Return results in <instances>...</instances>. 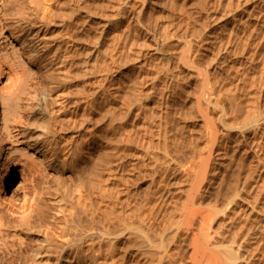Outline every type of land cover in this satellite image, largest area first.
<instances>
[{
  "label": "rangeland",
  "instance_id": "obj_1",
  "mask_svg": "<svg viewBox=\"0 0 264 264\" xmlns=\"http://www.w3.org/2000/svg\"><path fill=\"white\" fill-rule=\"evenodd\" d=\"M137 1L85 0L82 21L73 27H35L44 37L37 45L41 49L46 35L54 33L55 38V34L68 31L69 35H64L65 41L57 34L59 39L42 59L31 60L24 54L25 85L45 76L49 87H56L52 96L69 108L64 113L53 112L54 116L62 113L59 122L51 120L50 126L44 127L49 145L46 154L53 166L48 168L38 161L35 170L15 172L5 190L8 199L1 204L6 226L0 230V264H28L22 260L28 244L36 253L42 251L47 227H29L30 222L44 216L54 219L59 227L74 217L86 228H97L96 239L81 245L85 251L92 243L91 251L96 252L90 256V251L83 252L87 254L82 256L85 264H134L137 260L135 264H171L179 257L180 262H186L192 238L202 227L200 216L182 224L179 234L173 235L176 239H172L174 233L166 236H172V241H164V251L153 259L138 255L136 244L130 248L139 241L135 225L143 222L142 227H149L153 221L146 230L153 232L155 223L154 229L161 231L189 195L199 212L220 209L217 216L211 212L205 223L209 236H214L210 246H218L225 235L224 215L220 213L223 196L237 183L238 171L250 159L255 171L247 186L264 189V0H204L206 4L202 0H182L185 4L181 0H142L144 5ZM199 4L208 5V12L200 11L203 7ZM27 5L22 0H0V30L9 48L16 45L9 24L12 20L19 23V15L13 13L22 12L25 6L29 12ZM186 6L187 16L183 11ZM70 31L73 36L79 31L80 41L74 40ZM173 31L182 34H171ZM184 55L189 58L185 60ZM215 56H224V68L207 70ZM66 72L72 77L66 74V78ZM73 74L80 78L74 79ZM200 75L206 76L209 84L204 85ZM203 85L215 87L210 105L205 102ZM94 99L95 126L89 120ZM238 102L253 103L257 118L240 129L228 128L220 116L225 112L226 123H232ZM75 106H80V113ZM94 128L96 149L90 139ZM242 129L249 130L247 139ZM210 130L212 137L208 136ZM194 162H201V166L193 167ZM62 187L66 198L60 195ZM91 189H97V195L91 194ZM25 197L35 198L36 205L32 217L22 218L19 207ZM49 203L54 208L48 207ZM41 256L36 254L29 264L39 263Z\"/></svg>",
  "mask_w": 264,
  "mask_h": 264
},
{
  "label": "bare ground",
  "instance_id": "obj_2",
  "mask_svg": "<svg viewBox=\"0 0 264 264\" xmlns=\"http://www.w3.org/2000/svg\"><path fill=\"white\" fill-rule=\"evenodd\" d=\"M22 1L24 4H26V5L28 4L27 7H29L28 10L30 9L29 12L24 10L26 7L25 6L22 12L17 11L15 13H13L14 15H16V14L19 15V23L14 24V22L12 20L11 24H9L10 32L13 36L14 41L16 42V45L14 44L10 48L7 47L5 42H3L4 38L2 37L3 35H2L1 30H0V230H2L6 226L5 222H4V215H3V212L1 209V204L3 203L4 200L8 199L6 197L5 190L10 185L11 178L13 177L15 172H18V175H19V174H21V172L24 173V172H27V170H29V169H33L34 166L38 167V165H39L38 161L41 164H44L48 168L53 166V165L51 166V162H50L52 160H49L51 158H49L46 154V151L49 150V145L47 146V140L45 139L47 137L46 136L47 134L44 135V133H45L44 127L51 120L55 124H57L59 122L60 115H62V113H64L67 110V108H69L66 104H64L63 101L60 102V104H59L57 102V98L55 99L52 96V93H54L53 90L56 87L54 86L55 87V88L53 87L54 89L49 87L50 81L48 78H45V76H43L40 79V81L33 82L28 87H26L27 85H25L26 84L25 80H26V71L27 70L25 69L26 67L24 68V66L26 65V64H24L26 62L24 54H27L28 58L31 60H37V59L39 60V58L42 59L45 56V54L50 50V48L53 47V45L55 44V40H56V38H58L57 36H60V37L63 36V38H64V35L69 33V31H68L64 35L63 34L60 35L59 33H57V31H55L57 34H59V35L55 34V38H52V35H54V33L52 35H49V34L46 35V37H45L46 41L43 39L45 41L44 42L45 45L41 49V47H37V45L40 44L39 41L43 36L41 37L39 30L38 29L36 30L35 27H38V28L42 27V28H49V29L52 26L55 28L58 26H63L65 28H66V26L71 27L70 25L74 24L75 22L79 21L78 23H80L82 21V20H80V16H81L83 10L85 9V6H84L85 0L84 1L83 0H22ZM138 1H137V3H138ZM140 1L142 3V0H140ZM171 1H173V0H171ZM176 1H179V0H176ZM203 1L204 0H202V2ZM143 2H145V1H143ZM173 2H175V1H173ZM184 2L185 1H182L181 3L185 4L186 2L185 3ZM172 4L174 5V3H172ZM183 4H180V5L182 6ZM190 4H188V6ZM204 4H206V2ZM178 6H179V4H178ZM188 6H186V8H187L186 10H183V11H185V16H187L186 13H188L187 12ZM200 6L203 7L202 4ZM205 6L200 11L204 12V10H205L207 13L208 12L207 10L209 8L207 7L208 5H205ZM173 7L175 8L177 6H173ZM182 8H183V6H182ZM182 8L179 9V11L183 13ZM184 8H185V5H184ZM89 12H91V13H89L91 15L92 11H89ZM12 18H14V17H12ZM78 23H76V24H78ZM76 24H75V26H76ZM75 26H74L75 29L74 28H72V29H74L76 31L77 26L76 27ZM80 26L82 27V25H80ZM178 26H180V25H178ZM72 27H73V25H72ZM65 28H63V29H65ZM63 29H60V30H63ZM178 29H180V28H178ZM23 30H25V32L21 33V31H23ZM60 30L58 32L61 33ZM67 30H70V29L67 28ZM75 31H74V34L78 35L79 31L77 32L78 34L75 33ZM175 31H173L171 34H174ZM183 31L187 32L186 28L183 29ZM72 32L70 31L71 35H72ZM45 33H46V31H45ZM177 34L180 35L182 33L177 32ZM183 34H185V33H183ZM43 35L45 36V34H43ZM71 35H70V37H71ZM76 35H74L75 39L73 38L74 36L72 35L73 37L70 38L71 39L70 41H73L72 39L80 41L81 35L79 34L80 38L77 36L78 37L77 39H76ZM167 36L171 37L170 35H167ZM66 37H67V35H66ZM169 37H167L166 40ZM65 38L62 40H65ZM68 38H69V36H68ZM68 38H67V40H68ZM180 38H178V39L180 40ZM61 42L63 43V41H61ZM61 42H59V43L61 44ZM71 43L72 42H70V44ZM62 46L63 45L61 44V47ZM64 46H66V44ZM61 47H60V50H61ZM75 47H76V45H75ZM75 47H74V49H76ZM55 48H57V46ZM58 48H59V46H58ZM66 48H64V49H66ZM56 50H54V48H53L52 51L55 52ZM66 50H65V52L69 51V50H67V51ZM59 52L60 51H58V53ZM78 52H80V51H78ZM78 52H76V53H78ZM66 54H68V53H66ZM78 54H77V56H78ZM61 55H62V53L60 54V56ZM217 56H215L216 57L215 59L212 58V59H214V61L211 60L212 62H210V64L208 63L209 65L206 66L207 70L209 69V70L215 71L218 69L222 70L224 68L223 59H225V58H222L224 56H222V57L219 56L220 58H218ZM66 57H68V55H66L65 58ZM183 57L185 59V58H187V55L182 56V58ZM187 59H185V60H187ZM66 60H65V62H67ZM27 61H29V60H27ZM37 66H38V63H37ZM64 67H65V65H64ZM197 73H199V72H197ZM66 74H67V72L64 74L65 77L69 74V72L67 75ZM73 75L75 76L74 79L75 78L77 79L79 77L78 74H73ZM48 76H46V77H48ZM69 76H71V75L69 74ZM71 77H69V78H71ZM50 78L52 80V77H50ZM203 78H204V76L203 77L201 76L200 80ZM53 79H54V77H53ZM204 79H205V81L204 80H201V81H202V83L204 81L203 84L206 85V83H208V82H206L207 81L206 76ZM67 82H68V80L64 78L63 84L66 85ZM73 82L74 81H72V83ZM51 84H52V82H51ZM214 89H215V87L213 88L212 86H204L202 89V93L205 95V102L209 105H210V103H213L211 98L214 94V91H213ZM61 92L64 95V92L62 90H61ZM61 92H60V94H61ZM77 92H79V91H77ZM61 99L64 100L63 98H61ZM55 106L57 108H56V110H53V108ZM96 106H97V103L94 99L92 102L91 116L89 118L92 125H94V126L96 124L95 122L97 119V117H96L97 116L96 115L97 107ZM73 109H75V111L80 113L79 112L81 109L80 106L79 107L75 106ZM55 111H61L62 113L54 116L52 114ZM221 111H224V110H221ZM237 111L238 112L235 113L236 115L234 117V121H232V123H230V124L226 123V121H225L226 113L223 112L221 114L220 118L223 121L224 125H226L228 128H234L235 127V128L240 129L243 126H247V124L255 121L257 118V114L254 112V109H253V103L252 104L251 103L250 104H248V103L243 104V102H238ZM239 112H240V114H239ZM74 114H75V112H74ZM81 116H82V113H81ZM81 118H79L78 120H80ZM75 121H76V119H75ZM80 122H81V120H80ZM78 125H79V122H78ZM47 126H50V124ZM78 127H80V126H78ZM242 130H244V129H242ZM247 131H249V130L242 131V133H244V136L246 139L248 138ZM90 134H91V138H90L91 139V146L93 149H96L97 141H96L95 128L91 130ZM208 136H210V137L213 136V132L211 130L208 131ZM249 156H247V157H249ZM36 162L38 165L36 164ZM243 162H245V161H243ZM250 162H251V159L249 160V164H247L246 166L242 165L243 168L240 171H238L239 175L237 174L238 175V178L236 181L237 183L235 185L228 187V189L226 190V192L223 196L224 197V203H223V201H222V203L224 204V206H222V208H221L223 213L222 212H220V213H221V215H224V220H223L224 226L223 227L225 228V235L222 234V235H224V238L222 239V242H219V243L216 242L217 240L215 238V240H216L215 242L218 243L217 244L218 246H216L215 244H214L215 248H212L214 246L213 244H212V247L210 246L214 236L211 238L212 235L209 236V234L205 230L206 221L210 220V217L212 216L211 212H215V211L213 210L210 212L209 210H211V209H209V210L206 209V210H208L206 212H199V211H201V209L200 210L198 209V211H197L196 207L192 206L190 196L188 195L187 198L185 199V201L181 202V205L176 207V210H174V213L172 214L173 216L171 217V219L168 218V222L164 225V227L161 229V231H158L157 226H156L157 228L154 229L155 223L152 225V227L154 226L153 230L155 232H158V233H155L154 231L149 232V230H146L147 226L142 227L143 222L140 223L141 226L138 224H137L138 226L135 225L136 227L134 230L138 235L139 241L138 242L136 241L137 243L136 242L134 243V241H132L134 244H131L130 248H133L136 244L135 248L137 247V250L140 252V254H138V255H141V256L143 255L145 257L147 256L146 257L147 259H148V256L152 257V259H153V257L157 258L155 256H157L160 252L164 251L163 249L166 246V244L164 246V243L165 242L170 243L172 240L170 241L169 238H171L173 235L177 236V234H179V231L182 230V224H186V223L190 224L193 222V220L197 216H200L202 219V227L200 228V230L198 232H196L194 234V237L192 238V243H191L192 249L190 250L188 260L185 262L184 259H186V258L181 257L184 260V262H180V260H181L180 257L178 260L173 257L175 259V261H173L174 259L172 258L173 259L172 261L175 262V263H173L171 261V256L168 255V257H170L169 259L171 261V264L172 263L173 264H176V263H178V264H264V189H260V188L254 189V188L249 187L250 185L247 186V182L252 177V174L255 171V168L253 169L254 164H252V162L251 163ZM198 163H199V166H201L200 165L201 162H194L193 167L196 166V164L198 166ZM246 163H248V162H246ZM37 167L34 168L33 170L37 169ZM191 172H189V174ZM195 174H196V176L198 175L197 172H195ZM91 190L94 192V193L92 192L91 194L97 195V189H91ZM59 192H60V195L62 197H65L66 193H65V189H63V187L60 188ZM8 202L10 203V200H8ZM62 203H63V201H62ZM219 203L221 204V201ZM35 205H36L35 198L27 199V197H25L23 204L19 207V213L22 216V218H26V217H30V216L32 217V214H34ZM62 205L63 204H61L60 206H62ZM49 206H50V208H54L53 203H49L48 207ZM50 208H49V210H50ZM55 208L57 209V206ZM62 208L65 209L66 207H62ZM219 210L220 209H218L217 212ZM10 212H12V213L17 212L18 213V211H15L12 209L10 210ZM93 212H95V211L93 210ZM217 212L214 213V214H216V216L219 214V213L217 214ZM91 218L92 219L95 218V215ZM60 219H61V217H60ZM77 220H79V219H77ZM77 220H75L74 217L68 218L67 221L69 222V224L67 225V223H68L67 221H65L66 224L62 221L63 224H65V225H63L60 222L62 224V226H60V227L54 223V219H52V218L48 219V218H45V216H44V218L38 217L37 220L30 222V227H29L30 229L34 228L36 226L47 227V232L45 234L46 235V241L43 244L41 243L42 246H40V247H42L41 248L42 251H39L38 253L35 252L36 248L34 249V246L28 244V247L25 248L26 250L24 249L25 251L22 255V257H23L22 260L24 261V263H28V262L30 263V261L33 258L35 259L36 254H39V255L41 254V255H43V257L41 256L42 259L40 258L41 260L39 261V263H37V262H35V263H37V264H63L66 262V264H85L82 261V256L85 255L83 252H86L87 250L90 251L88 253V256H90V253L93 252V251H91V249H94V247H93L94 244L92 245V243H91V246L88 244V247L90 246L91 248L90 247L88 249L86 248L87 250H85V251H84L85 248L82 249L81 245L85 241L93 240L99 234L96 235V233H97L96 229L97 228L95 229L94 226L90 225L92 227L86 228L83 224H81V222H77ZM90 222H92V221H90ZM94 222H95V220H94ZM151 223H150V225H151ZM145 224H147V223H144V225ZM95 225H97V224H95ZM150 225H149V227H147V229L150 228ZM129 229L131 230V228H129ZM172 231H174V232H172ZM223 232H224V230H223ZM136 233H134V235ZM171 233H174V234H172L171 237L166 238V236L171 235ZM174 237L175 236H173L172 239ZM167 239L169 240V242ZM175 239H176V237H175ZM219 240H221V239H219ZM220 243H222V244H220ZM132 245H134V246H132ZM40 247H39V249H40ZM160 249H162V250H160ZM135 251H136V249H135ZM93 253H96V252L94 251ZM136 253H138V252L136 251ZM169 254H171V253H169ZM134 255H135V253H134ZM85 256H87V254ZM145 257H144V259H145ZM150 257H149V259H150ZM159 257L161 258V255ZM54 259H55V261H54ZM147 259H145V260L149 262V260H147ZM93 260L94 259H91L92 262H93ZM150 261H151V259H150ZM137 262H138V260L134 261V264ZM88 263H89V261H88Z\"/></svg>",
  "mask_w": 264,
  "mask_h": 264
}]
</instances>
